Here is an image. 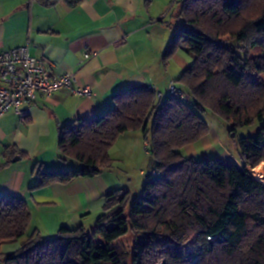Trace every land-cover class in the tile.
<instances>
[{
  "label": "trees",
  "instance_id": "1",
  "mask_svg": "<svg viewBox=\"0 0 264 264\" xmlns=\"http://www.w3.org/2000/svg\"><path fill=\"white\" fill-rule=\"evenodd\" d=\"M48 4L58 0H41ZM75 8L81 0H61ZM164 57L194 56L178 80L191 101L152 89L123 90L104 114L78 120L60 134L63 161L75 169L40 168V188L101 174L126 132L141 130L159 171L134 198L127 189L106 196L103 214L88 232L62 227L53 239L31 236L5 264H188L186 243L200 246L198 264H264V186L249 172L264 161V0H182ZM229 34L231 41L220 44ZM211 111L231 125L259 123L239 138L240 164L197 160L182 150L211 130ZM31 214L19 197H0V247L18 242ZM132 233V251L117 246Z\"/></svg>",
  "mask_w": 264,
  "mask_h": 264
},
{
  "label": "crops",
  "instance_id": "2",
  "mask_svg": "<svg viewBox=\"0 0 264 264\" xmlns=\"http://www.w3.org/2000/svg\"><path fill=\"white\" fill-rule=\"evenodd\" d=\"M181 1L81 0L77 7L68 8L61 0L50 4L0 0V53L28 45L32 57H47L55 64V73L74 74L77 87L91 90L90 96L64 88L48 97L39 96L29 105L30 116L23 122L13 111L0 117V197L21 198L31 214L27 233L18 242L0 247V264H5L6 255L18 252L30 235L53 239L67 226H84L91 232L103 214L107 195L127 189L134 197L130 183L151 179L155 160L138 130L117 139L110 151L113 162L100 175L36 187L40 168L78 167L61 158L59 142L64 128L106 113L114 96L123 90L153 88L165 94L171 83L180 85L178 80L193 64L194 56L181 50L168 58L164 54ZM212 132L213 141L209 134L197 142L205 153H200L196 143L182 150L184 156L209 160L207 152L212 151L226 162L236 163L227 153L222 135ZM214 144L224 148L223 153ZM152 159L147 172L143 168ZM133 161L136 166L130 169Z\"/></svg>",
  "mask_w": 264,
  "mask_h": 264
},
{
  "label": "built area",
  "instance_id": "3",
  "mask_svg": "<svg viewBox=\"0 0 264 264\" xmlns=\"http://www.w3.org/2000/svg\"><path fill=\"white\" fill-rule=\"evenodd\" d=\"M54 68L55 64L47 57H32L28 45L1 52L0 117L13 111L23 122L30 116L29 105L36 102L39 96L48 97L63 88L72 93L91 95L89 87L81 89L75 85L74 74H57ZM156 95L159 100L170 97L187 102L189 98L175 82L168 86L165 94L156 92ZM152 170L151 177L159 174L157 169Z\"/></svg>",
  "mask_w": 264,
  "mask_h": 264
},
{
  "label": "rangeland",
  "instance_id": "4",
  "mask_svg": "<svg viewBox=\"0 0 264 264\" xmlns=\"http://www.w3.org/2000/svg\"><path fill=\"white\" fill-rule=\"evenodd\" d=\"M219 41H220L219 42L220 44L225 43V42H229V41H231V36L229 34L223 35L219 39ZM189 100L191 101V98H188V101ZM191 103H192V101H191ZM202 118H204V120L207 122V124H208V126H209V128L211 130V132H210L211 140L213 141V132H212V130H215L216 132L221 134L222 137H223V145L226 148V151H228L227 153L229 154L230 158H233V160L236 162L235 164H240L239 155H238L239 154L238 153L239 152V141L238 140H239V138H242V137H251V136L256 135L257 131L260 128L259 127V123L255 122L253 125H251V127H240V128H238L237 132L234 133L235 135L233 136V134L231 135L229 133L231 125L229 123H227L226 120L224 121V119L222 117H219L217 114H215V113H213L211 111H208V112L202 114ZM200 145L201 144L197 143L196 144V148L201 151L200 152L201 154L205 153V150H203L202 148H199V147H201ZM213 146H217L218 149L222 148L218 144L217 145L214 144ZM145 151H146V147H145ZM223 151H224V148H222L221 151H219V152L223 153ZM183 155H185V153H183ZM207 155H210L211 159H215L216 157L219 156V155H214L212 151H210V153L207 152ZM219 157L223 158V156H221V155ZM197 160H202V158H199ZM151 161H152L151 165H149V166L146 165L143 168L147 172L153 166V162H154L153 159ZM135 166H136V164L133 161L131 166H130V169H133ZM258 167H261V169H262L261 173H262V176L264 177V161ZM257 168H255V169L248 168L249 172L255 178H256V176L254 175L253 170H256ZM131 174H132V176H134L135 172L133 171V172H131ZM136 175L138 176L137 173H136ZM257 180L262 185L264 184L263 180H259L258 178H257ZM143 182L144 183L147 182V179L144 178L142 183ZM142 183H141V179L133 180L132 183H130L131 184V186H130L131 187V192H132L134 198L139 197V195L141 194V191L143 189ZM133 242H134V235L132 233H129V235H127V236L121 238L120 240H118L117 246L121 247L126 252L130 253L132 251V248H133L132 247ZM185 252H186L187 257H188V264H198L199 263L200 258H199L198 255L200 253V246L198 244H193L191 241H188L186 243V251Z\"/></svg>",
  "mask_w": 264,
  "mask_h": 264
},
{
  "label": "bare ground",
  "instance_id": "5",
  "mask_svg": "<svg viewBox=\"0 0 264 264\" xmlns=\"http://www.w3.org/2000/svg\"><path fill=\"white\" fill-rule=\"evenodd\" d=\"M261 170H262L261 167H258L256 170H253V173L256 176V178L264 181V177L262 176Z\"/></svg>",
  "mask_w": 264,
  "mask_h": 264
},
{
  "label": "water",
  "instance_id": "6",
  "mask_svg": "<svg viewBox=\"0 0 264 264\" xmlns=\"http://www.w3.org/2000/svg\"><path fill=\"white\" fill-rule=\"evenodd\" d=\"M235 134H233V136H234Z\"/></svg>",
  "mask_w": 264,
  "mask_h": 264
}]
</instances>
